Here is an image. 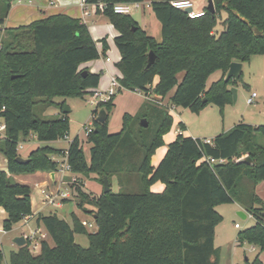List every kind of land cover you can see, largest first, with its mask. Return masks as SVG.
<instances>
[{"label":"trees","instance_id":"1","mask_svg":"<svg viewBox=\"0 0 264 264\" xmlns=\"http://www.w3.org/2000/svg\"><path fill=\"white\" fill-rule=\"evenodd\" d=\"M84 1L104 3V7L93 8L94 14L104 15L119 32L115 43L121 59L116 66L122 73V86L147 96L162 97L174 90L170 98L176 107L195 112L214 102L223 108L232 98V80L225 81L230 63L264 54V0H214L215 14L205 7L204 14L193 18L174 7L171 0H152L151 8L161 22V41L130 13L114 10L117 3L144 0ZM12 2L0 0V107L5 106L0 121L6 123L0 152L8 168L0 169V207L7 212L3 228L9 231L32 214V187L20 181L11 184L10 177L57 171L60 166L55 156H65L66 152L72 173H94L101 182L107 176L111 190L93 195L83 192L82 185L76 187L81 198L78 206L93 214L95 232L88 231L75 213L71 214L72 223L56 212L37 213L38 225L53 244L42 240L40 252L34 255L27 240L11 252L10 264H219L215 225L221 216L216 205L230 202L238 203L255 219L238 233L239 245L249 242L264 251V200L256 192L264 180V124L239 122L216 135L212 143L180 132L154 166L152 157L164 145L173 115L149 99L137 117L125 113L121 130L110 133L114 95L100 105L107 112L106 122L93 118V129L87 134L89 159L79 135L66 149L59 148L51 142L69 133V118L63 112L65 97L81 98L99 86L101 72L79 67L106 56L107 39H100L99 51L87 23L66 13L6 28ZM222 11L227 17L219 33L215 28ZM150 51L156 58L147 66ZM216 70L223 75L208 86L207 80ZM156 77L158 83H154ZM55 97L64 100L55 102ZM53 103L60 106L61 114L45 118L35 112L37 106ZM142 119L148 121L147 127L141 124ZM179 125L184 131L182 121ZM33 133L43 144L28 155L30 161H17L19 142ZM246 155L254 165L239 163ZM204 156L226 161L210 165L201 161ZM113 178L120 184L116 192L112 190ZM157 182L165 185L164 190L151 189ZM88 204L94 209H88ZM77 233L88 234V246L76 242ZM3 260L0 249V264ZM236 264L264 262L257 254L253 260Z\"/></svg>","mask_w":264,"mask_h":264},{"label":"rangeland","instance_id":"2","mask_svg":"<svg viewBox=\"0 0 264 264\" xmlns=\"http://www.w3.org/2000/svg\"><path fill=\"white\" fill-rule=\"evenodd\" d=\"M147 1V0H145ZM194 2V9L200 10L208 6V0H191ZM133 18L137 19L140 24L142 20L146 18L149 22V34L154 33V27L160 25V22L155 17L149 3H144V6L139 9H132L130 13ZM226 11L221 12V17H219L218 24L215 28L216 32H221L223 30L222 22L225 20ZM99 19V23H104L106 19L102 16L96 17ZM243 66L242 75L239 79L232 78L229 89L235 88L237 91V99L234 100V97L231 93V99L227 100V103L223 108L219 107L214 102L208 103L199 111L193 112L189 108L179 106L176 110V113L180 114L178 118L174 115L173 124L168 133L165 135L175 132L177 127H179V119L185 125L186 131H192L194 136H209L218 134L224 129L232 127L239 120L245 121L247 123H253L260 125L264 124V54H256L251 57L249 61H245ZM222 77V71L216 70L212 72L208 78L207 85L210 86L211 83L220 79ZM258 93V98L254 103H248V98L252 91ZM153 98L151 95L144 96V94H139L134 90L123 89L115 94V106L114 109L109 114V123L108 130L110 133H115L121 130L124 121L125 113L131 114L134 117L142 111L144 108L145 102L149 98ZM90 99V94H86L83 97L77 96H67L65 97L66 104L70 107V111L67 113L69 118V134L71 139L79 135L80 141L83 145V150L87 158L90 157V146L91 144L87 140V133L85 132L84 126L93 123V111L96 109V105L92 104ZM64 98L55 97V102H63ZM38 115L45 118L53 117L55 115L61 114L60 106L53 103L49 106H37L36 111ZM68 143V140L57 143L58 146H65ZM36 135L30 134L26 139L20 141L18 151L22 156H27L37 148L42 145ZM1 153V152H0ZM3 154V153H1ZM4 155V154H3ZM60 157V156H57ZM61 158V157H60ZM63 183L66 185L63 186L64 190H74L73 195L65 202L62 207L56 206L61 202L59 196L55 198V203L49 204L48 210H53L60 217L72 218V211L78 213V215L83 219L82 222L86 221V227L88 231L95 232L97 227L95 224V219L93 214L81 210L78 206L80 197L76 191V187L82 185V191L90 194H100L103 191L104 184L98 180V176L94 173L76 175L75 173L70 174L67 178H64ZM112 181V190L114 192L119 190L117 181ZM66 192V191H65ZM68 193V192H67ZM259 193L264 196V180L259 185ZM93 205L88 204V208ZM94 207V206H93ZM216 210L219 212L221 218L216 223V236L215 243L220 248L219 255V264H236L243 263L246 261L245 258L253 260L254 257L259 254V258L264 260V251L260 252L257 246H254L251 243H244L242 245H237L236 238L240 230H243L255 221L250 216L243 218L238 212L240 209L237 207V203H219L216 205ZM88 222H92L93 226H88ZM235 223H238L242 226V229H238L235 226ZM23 231H28L29 227H23ZM19 230H13L9 232L10 234H3L0 232V249L4 253V260L2 264H10V255L12 252V239L13 235L18 234ZM40 235L39 230H37ZM32 235V234H31ZM28 235L29 249L32 254L35 255V246L38 242L39 236L34 235L31 237ZM43 237V236H40ZM76 242L82 247L89 245V239L87 233H77ZM53 243V242H52Z\"/></svg>","mask_w":264,"mask_h":264},{"label":"crops","instance_id":"3","mask_svg":"<svg viewBox=\"0 0 264 264\" xmlns=\"http://www.w3.org/2000/svg\"><path fill=\"white\" fill-rule=\"evenodd\" d=\"M151 1L152 0H147V1L144 0L143 3L148 2L149 6L151 7V3H152ZM11 6L12 7L10 9V12H9L7 18L5 19V27L6 28H14L15 26L27 25V24H30V22H32L33 20L45 18L46 16H48L50 14L66 13L73 18H77V19L80 18L81 20H83L84 22L87 23L89 30H90V33H91V36H93L95 41H97V46H98L99 51L102 50V42L100 41V39H102V38L107 39V43H108L109 48L106 51L107 52L106 56H101L99 58H96V60L83 62L80 65L79 69L90 70L93 73L101 72V78L99 81V86L97 87L98 89H106L109 86L110 79L113 76H118V77L122 76L120 69L116 66V63L121 59V52L119 51V49L115 43V37L118 36L119 32L115 28L113 23L111 24V22L104 15L97 14V13L94 14V12H93L94 7L92 5L82 4L81 0H13V2L11 3ZM201 10L204 11V8L197 10V11H201ZM86 12L88 14H86ZM98 16L99 17L102 16L104 19H106V21L104 23H99V19L97 20V18H96ZM141 23L142 24L139 23L140 26L149 33V22H148V20L146 18H144ZM154 29H155L154 33L151 35L155 36L158 41H161V39H162L161 22H160V25H156L154 27ZM107 56L110 58L109 61L106 59ZM242 64H243V66L245 65L244 62ZM222 75H223V73H222ZM182 77H183V73H180L179 79L181 80ZM157 81H158V77L155 78L154 83H158ZM97 88H95V89H97ZM91 90H93V89H91ZM136 92L141 94V95L143 94L142 92H138V91H136ZM173 92H174V90L171 93L167 94L166 96H162V97L155 96V95L152 97H153V99H155L156 103L159 106H162L160 104L162 101L164 103H171L170 96L173 94ZM252 92H256V91L254 90ZM144 96H146V95H144ZM257 96H258V93H257ZM177 108L178 107H175V109L170 111V113H171V115H173V117H174V115H176L179 118L180 114L176 113ZM180 121L181 120L179 119V122ZM239 122H243V121L239 120L235 124H237ZM250 124H252L254 126H259L257 124H253V123H250ZM174 131L175 132H171L167 135H164V145L161 146L159 149H157L156 153L152 157V164L154 166H157L159 161L164 157L165 153L168 150V147H167L168 143L173 141L180 134V132H181L180 126L177 127L176 130H174ZM225 131H228V130L224 129L220 133L225 132ZM191 132L192 131L184 130L183 134H185L186 136H192L195 139L197 137L201 138V139H212L216 135L219 134L218 133V134L212 135L211 137H209V136L201 137V136H195V135L193 136ZM59 142H61V140L52 141L51 143L56 145ZM56 146L59 148L66 149V147L68 146V143L65 146H58V145H56ZM28 155L25 157H28ZM0 169L1 170L4 169V170L8 171L7 159L1 153H0ZM52 172L53 171H51V172L37 171L34 174H23V175L13 176L15 181H18V182L20 181L22 183L29 184L32 187V193H31L32 214L27 215L25 218L20 220V222L14 224L13 228L9 231H6L3 228L4 220L7 218V212H6L4 207H0V232L3 234H10L9 232H12L13 230H19L20 229L18 234L13 235V239H12V249L13 250H16L18 248V246L14 242V239L16 237H18L20 235H25L26 240H28V235H31V234L36 235V233H37V235L39 234L37 232V230H39L40 235H38L39 239H38V242L36 243L35 247L39 248V251L41 250L40 245H41L42 240H48L50 242V244H53L52 243L53 241L51 240L49 234L43 229V227L38 225L36 214L37 213L48 214V213L53 212V210H50V209L48 210L50 203L45 200L46 194L55 195L59 192V190L69 192V196L67 198H60L61 202H57L58 204L56 206L62 207L65 204V202H68V200H71L70 198L72 197L74 190H68L69 187L67 190L63 189V186L66 185V183H63L64 182L63 180H64V178H67V176H70V173H67L66 175H64V174H62V172L60 170L54 171L55 180L53 181L52 180V177H53ZM114 180L117 181L116 178H114ZM117 183H118V186L120 189L119 181H117ZM259 185H260V183L257 185L256 192L261 197V199L264 200V196L261 195V193H259ZM164 188H165V185L161 182H157L151 186V189L153 191H156V192H160V191L164 190ZM94 195H98V194H94ZM237 207L240 210H244L238 203H237ZM87 208H88V205H87ZM88 209H94V207L92 206ZM244 211L246 212L247 217L250 216L252 219H254L252 214H250L246 210H244ZM71 213H75V215H78V213H76L75 211H72ZM78 217L83 221V219L79 215H78ZM62 218H64V217H62ZM64 219L66 221H69L70 223H72V218H68V219L64 218ZM254 221H255V219H254ZM23 227H29V230L23 231L22 230ZM237 228L242 229V226L237 227ZM40 236H43V237H40ZM235 243L239 246V242L237 241V238H236ZM245 259H248V258H245ZM262 261L264 262L263 259H262Z\"/></svg>","mask_w":264,"mask_h":264},{"label":"built area","instance_id":"4","mask_svg":"<svg viewBox=\"0 0 264 264\" xmlns=\"http://www.w3.org/2000/svg\"><path fill=\"white\" fill-rule=\"evenodd\" d=\"M172 4L174 7H178L182 10L185 11V9L187 8H192V11L188 13L189 17H197L199 15H202L204 14V11L201 10V11H197L194 9V2L191 1V0H171ZM81 3L82 4H88V3H85L84 0H81ZM100 6V7H104V3H98V4H95V5H92L94 8L95 6ZM144 6V3L142 2H127V3H117L115 4L114 6V10L115 12L117 13H121V14H128V13H131V10L132 9H139L141 7ZM86 14H88L86 12ZM106 59L109 61L110 58L107 56ZM123 89H126L125 87L122 86V84L120 83V77L118 76H113L111 79H110V82H109V86L106 88V89H93L91 91L90 94V99L89 101H91L92 104L96 105V109L99 111L100 109V105L101 103H104V102H107L109 101L117 92L119 91H122ZM137 91V90H135ZM140 92V91H138ZM257 93L256 92H252L250 94V97L248 98V103H254L256 98H257ZM149 99L151 100H154L153 98H150L148 97ZM156 102V101H155ZM162 106L164 105L165 107H167L169 109V111H172L175 109V105H173L172 103H164L163 101L160 103ZM5 108V106H2L0 107V111L3 110ZM97 115H98V112H96V114L92 115V117L96 118L97 119ZM85 128V132L87 134H89L92 129H93V125L92 123L89 124V125H86L84 126ZM6 129V123L5 121L1 120L0 121V136H3L4 135V131ZM181 132H183L181 129H180ZM213 139V138H212ZM212 139H203V142L205 143H212ZM64 141L68 140V143L69 141H71V137H70V134L67 132L66 135H65V138L62 139ZM20 145V142L18 144V147ZM18 150V148H17ZM62 159H61V158ZM60 157H57L55 156V158L59 161V170L62 172V174L66 175L67 173H70L71 174V166L70 164L68 163V160H67V152H66V155L65 156H60ZM201 161H204V162H208L210 165H213V164H221V163H225V159L224 158H215V157H209V156H204ZM59 196L60 198H67L69 196V192H65L63 190H59V192L55 195H50V194H46L45 195V200L48 201L50 204L52 203H55V198ZM84 225H87L86 224V221L83 222ZM88 226H93V223L92 222H88ZM235 226L237 227H241L238 223L235 224ZM34 234L31 235V237H33ZM35 255H37V253H39V248H36L35 247Z\"/></svg>","mask_w":264,"mask_h":264},{"label":"water","instance_id":"5","mask_svg":"<svg viewBox=\"0 0 264 264\" xmlns=\"http://www.w3.org/2000/svg\"><path fill=\"white\" fill-rule=\"evenodd\" d=\"M207 8H208V10H210V12L212 14H215L216 9H215L214 0H208ZM191 11H192V8L185 9L186 13H189ZM155 58H156V54L154 53V51H150L149 52V56H148V60H147V66H150L154 62ZM230 64L231 65H230L229 70L227 72V75L225 77V81H227L229 79H232V78H234L236 80L239 79V77H240V75L242 74V71H243V64L241 62L233 61ZM83 73L86 74L87 71L85 70ZM231 93H232V95L234 97V100H236L237 99V96H236L237 95V91H236V89L235 88H231ZM205 101H207V100L205 99ZM69 111H70V107L68 106V104H65L63 112L64 113H68ZM107 119H108V115H107V112H106L105 108L104 107H100V109L98 111V115H97V121H99L101 123H104V122H106ZM141 124L144 127H147L148 121L146 119H142L141 120ZM17 161H19V162H28V161H30V158L22 156V155H18ZM245 162L248 163V164H251V165L255 164V162L248 155H246L244 158L239 160V163H245ZM54 175L55 174H54V171H53L52 172V176H53L52 180L53 181L55 180ZM102 181H103V184H104L103 191L104 192L110 191L111 190V186H110V181H108V177L105 176ZM9 182L11 184L15 183V180H14L13 176L10 177ZM238 213L244 219L247 217V214H246V212L244 210H240ZM14 242L16 243V245L18 247H20L22 245H25L26 242H27L26 236L25 235H20V236H18V237H16L14 239Z\"/></svg>","mask_w":264,"mask_h":264}]
</instances>
